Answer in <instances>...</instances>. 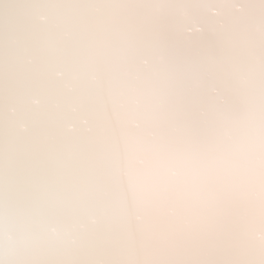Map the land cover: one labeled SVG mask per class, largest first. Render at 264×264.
Returning a JSON list of instances; mask_svg holds the SVG:
<instances>
[{
	"label": "snow or ice",
	"instance_id": "snow-or-ice-1",
	"mask_svg": "<svg viewBox=\"0 0 264 264\" xmlns=\"http://www.w3.org/2000/svg\"><path fill=\"white\" fill-rule=\"evenodd\" d=\"M0 264H264V0H0Z\"/></svg>",
	"mask_w": 264,
	"mask_h": 264
}]
</instances>
